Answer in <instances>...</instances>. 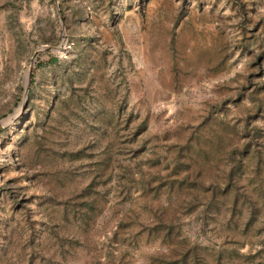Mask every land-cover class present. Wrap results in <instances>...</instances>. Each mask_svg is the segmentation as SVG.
<instances>
[{
    "label": "rangeland",
    "instance_id": "rangeland-1",
    "mask_svg": "<svg viewBox=\"0 0 264 264\" xmlns=\"http://www.w3.org/2000/svg\"><path fill=\"white\" fill-rule=\"evenodd\" d=\"M25 3L0 264H264V0Z\"/></svg>",
    "mask_w": 264,
    "mask_h": 264
},
{
    "label": "crops",
    "instance_id": "crops-1",
    "mask_svg": "<svg viewBox=\"0 0 264 264\" xmlns=\"http://www.w3.org/2000/svg\"><path fill=\"white\" fill-rule=\"evenodd\" d=\"M26 1L28 0H0V67L5 64L6 59H13L14 63L16 58L22 57L20 46L24 35L28 34L21 21ZM37 1L39 9L45 7V0Z\"/></svg>",
    "mask_w": 264,
    "mask_h": 264
},
{
    "label": "trees",
    "instance_id": "trees-1",
    "mask_svg": "<svg viewBox=\"0 0 264 264\" xmlns=\"http://www.w3.org/2000/svg\"><path fill=\"white\" fill-rule=\"evenodd\" d=\"M56 57L54 55H48L46 60L41 61V60H37L36 63L34 64V67H38L41 66L43 64H53L54 62H56Z\"/></svg>",
    "mask_w": 264,
    "mask_h": 264
},
{
    "label": "water",
    "instance_id": "water-1",
    "mask_svg": "<svg viewBox=\"0 0 264 264\" xmlns=\"http://www.w3.org/2000/svg\"><path fill=\"white\" fill-rule=\"evenodd\" d=\"M43 48L50 49L47 46H44ZM32 61V60H31ZM28 78H29V72H28V77L26 78L24 84H23V93H22V102H24L26 93H27V88H28Z\"/></svg>",
    "mask_w": 264,
    "mask_h": 264
}]
</instances>
